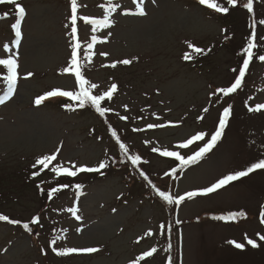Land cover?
<instances>
[{
  "label": "rangeland",
  "instance_id": "374dc122",
  "mask_svg": "<svg viewBox=\"0 0 264 264\" xmlns=\"http://www.w3.org/2000/svg\"><path fill=\"white\" fill-rule=\"evenodd\" d=\"M254 1L256 42L264 37V25L259 24L264 19V0ZM19 2L26 9V17L22 22L21 45L13 49L19 58L16 91L0 104V214L20 223L16 227L9 222L0 223V264H130L153 247L156 253L141 264H163L169 251L174 264H264V241L256 235H264V224L260 223V213L264 211V170L254 171L206 197L186 199L178 207L165 205L155 191L152 193L146 187L145 181L120 162L108 128L98 116L90 110L62 111L60 102L55 100L42 106L33 103L43 91L72 90L74 77L62 71L71 52L67 35L70 29L65 28L70 0ZM107 2L78 0V4L87 6L80 7L78 15L99 16V5ZM113 2L121 5L113 14L115 23L95 33L106 41L94 46L96 54L83 71L87 79L100 85L97 90H105L111 83L118 85L114 100L108 103L113 111L106 116L130 152L148 161L139 166L158 188L181 195L208 186L234 170H245L257 157L264 158V110H247L264 103V61L256 57L250 63L243 87L235 97L210 96L214 89L233 80L231 69L240 64L243 48L251 38L253 31L247 22L253 16L238 9V24L226 27L216 13L188 0H145L144 17L120 14L125 7L135 8L131 0ZM4 7L9 14L0 20V42L11 46L15 38L11 24L16 14L14 6ZM239 21L245 23L242 30L237 28ZM77 27L83 55L93 33L83 21L78 20ZM230 31L234 32L235 42L229 44ZM186 42L213 47L215 52L210 53L204 67H193L182 58L188 49ZM100 52L109 55L104 57ZM262 52L264 44L258 54ZM4 55L0 48V58ZM133 57L137 59L130 65L103 66ZM28 72L33 75L25 79ZM3 74L6 75V69L0 68V98L7 92ZM227 104L232 106L234 115L219 147L197 165L178 170L173 177L177 161L161 157L151 148L177 150L185 157L192 155L202 142L182 150L175 146L195 132L214 131L218 114ZM205 107L209 109L207 113L202 111ZM119 114L128 119L120 120ZM200 116L204 118L197 119ZM148 123L166 126L148 129ZM57 148V160L65 165L74 162L77 166H97L101 160H107L106 175H81L78 180L60 181L43 173L31 179L35 159ZM60 182L69 185L59 191L65 192V196L47 203L37 185L56 187ZM76 184L82 187L77 189ZM68 208L78 209L81 219L76 220ZM229 212L246 215L234 221L214 219ZM37 215L39 224H31V218ZM24 223H29L31 233L23 228ZM168 226H172L171 242ZM149 230L152 235L146 236ZM245 235L256 239L259 247L247 245ZM56 236L64 237L57 241L58 248L100 250L59 257L50 247ZM229 240L244 243L245 248L237 249Z\"/></svg>",
  "mask_w": 264,
  "mask_h": 264
},
{
  "label": "snow or ice",
  "instance_id": "6c2138e0",
  "mask_svg": "<svg viewBox=\"0 0 264 264\" xmlns=\"http://www.w3.org/2000/svg\"><path fill=\"white\" fill-rule=\"evenodd\" d=\"M155 3V0H152ZM131 3L135 5V8L125 7L120 13L124 16H136L144 17L146 16L145 10V0H131ZM198 3L202 6L212 9L217 13L229 12V8L218 3L217 0H198ZM228 5L233 7L236 6L237 0H226ZM0 4H7L14 6V11L16 14L15 22L11 24V29L14 31V41L11 46L9 44H4L0 42V48H2L4 58H0V67L6 69V75L3 79L7 82V92L4 97L0 98V104H4L8 99L11 98L12 94L16 91V85L18 80V54L13 51L14 48H19L22 40V22L26 17V9L19 2V0H0ZM80 7H87L86 5L78 4V0H70V16L68 17V23L65 24V28L70 29L67 33L69 37V47L71 48L70 59L67 61V66L63 68L64 74H70L74 77V83L72 90H63L61 88H53L50 91L45 92L42 95H39L35 98L34 103L39 106L45 100L55 97H64L67 98L69 103L65 105L69 110H75V108H84L85 106H91L94 108L95 112L99 114L100 117H105L106 113L113 111L109 107L102 106L105 101H111L113 99L114 93L117 91V84L111 83L106 90L103 91H94L100 88V85L93 83L85 77L84 67L87 64L92 62L93 56L96 54L94 52V46L98 43H104L105 40H100L95 34L98 30L111 28L115 20L113 19V14L117 13L121 9L119 3L113 2V0H108L107 4H100L99 7L102 9V14L99 16L95 15H78ZM242 7L247 9L249 13H252L254 10L253 0H246L242 3ZM8 14L5 13V16ZM78 20L83 21L84 25L90 26L91 33L90 41H87L85 47L82 51V42L78 38ZM260 25H264V19L259 21ZM255 28V22L252 25ZM110 35V33H109ZM256 34L253 31L251 38L247 41V46L243 48V53L241 57V63L238 64L236 68L231 69L234 73L233 80L230 81L229 85L218 87L213 90L210 96H217L221 94L223 97H230L233 94H236L239 89L243 87L246 74L249 70L250 63L254 58L253 49L256 48V43H254ZM189 49L193 53H202L203 50L199 47H196L191 42H186ZM101 56L107 57L109 54L107 52H100ZM184 60H191L192 54L185 52L182 57ZM259 60L264 61V54L259 55ZM136 57L132 59H123L119 61H114L109 65H103L105 67L115 68L117 64L130 65ZM84 61L82 64L81 61ZM33 73L28 72L25 75V79L31 77ZM74 102V103H73ZM127 108V106H125ZM249 112H260L264 110V103H257L255 107H248ZM204 113H207L209 109L207 107L202 110ZM233 109L231 105L224 106L222 111L218 114V124L214 131L210 134L205 131H198L190 135L188 138L184 139L178 143L175 147L177 149H187L197 142H202V146H199L198 149L192 154L185 157L177 150H168L157 147H152L151 151L153 153H158L161 157L174 158L175 161L179 162V170L183 171L184 169L190 167L191 165L198 164L207 153H209L221 140L222 135L228 126L230 116L232 115ZM155 115V114H154ZM204 117L200 116L197 119L202 120ZM120 120H127V116H119ZM166 125L164 123H148L147 128H164ZM111 136L115 139L116 144L118 145L120 153H122L121 163H128L135 168L137 165L143 163H148L147 160L142 161V157L139 154L130 153L129 146L122 142L121 137L117 132L112 128V125H108ZM133 131H142V129H133ZM147 143V142H146ZM60 149L57 148L55 152L51 154H46L39 156L35 159L33 168H38L37 171L31 173L33 178L38 177L44 169H48L51 173H54L56 177L66 176V177H76L79 173H91V172H100L101 170L109 166L107 160H101L96 167H89L86 165L77 166L74 162H69L67 165L61 164L58 160V154ZM55 162V163H53ZM51 165V167H50ZM256 170H264V158L257 157L255 162H251L249 166H246L245 170H234L228 174H224L221 177L215 179L214 182H211L208 186L187 191L183 195L172 194L169 191L161 190L149 179V176L144 171H139V175L143 178L144 181H147L148 185L156 192L157 196L166 202L167 205H180L182 202L187 200H192L197 197H206L210 194L216 193L218 190L223 189L231 182L237 181L243 177H247L250 173H253ZM177 169H172V175L176 174ZM165 175L169 173L165 172ZM40 188V185H37ZM69 185L67 183L61 184L60 188H67ZM75 187L80 189L82 185L76 184ZM58 187H52L50 191L46 193L48 199H51L54 194L60 191ZM40 191L43 192L44 189L40 188ZM67 211L71 212L76 220H80L81 217L77 215L78 209L68 208ZM244 212H229L227 215L215 216L214 219L221 221H234L238 216H245ZM261 220L260 223L264 224V211L260 213ZM0 221H6L12 224H19V220H10L7 215L0 214ZM40 216H33L31 218V224H39ZM180 223V221H177ZM164 225H161V228H164ZM23 228L29 233L32 232V228L29 226V223H24ZM77 231H80L78 229ZM146 236H151L152 232L149 230L145 233ZM260 241H264V235L259 233L256 234ZM64 237L56 236L50 241L51 251L55 253L56 256L64 257L70 254H91L99 251L97 247H56L58 240H63ZM245 240L247 245H250L252 248L256 249L259 247L256 239L248 238L245 235ZM139 242V241H137ZM230 245H234L237 249H244V243H238L234 240H229ZM156 248H151L150 250H145L141 253L140 256L130 261V264H141V261H144L145 258L152 257L156 253ZM168 264H174L172 257L168 258Z\"/></svg>",
  "mask_w": 264,
  "mask_h": 264
},
{
  "label": "trees",
  "instance_id": "16d2710c",
  "mask_svg": "<svg viewBox=\"0 0 264 264\" xmlns=\"http://www.w3.org/2000/svg\"><path fill=\"white\" fill-rule=\"evenodd\" d=\"M217 2L218 3H220V4H222L223 6H226V7H228L229 8V11H232V13L231 12H228L227 14H225V13H217V15L219 16V18L222 20V22L224 23V26H226V27H228V26H230V27H236V25L238 24V22H237V18H235L234 17V15H235V8L234 7H232V6H230V5H228L227 3H226V1L224 0V2L222 1V0H217ZM4 6H7V4H0V18L3 16V15H5V13H8V8H6V7H4ZM2 7H4V8H2ZM215 12V11H214ZM239 23H240V27H242L243 26V22H241V21H239ZM234 24H236V25H234ZM225 27V30H224V33L226 32V28ZM240 27H238L237 26V28L239 29V30H241V28ZM227 36H230L231 37V39H229V41H227V42H229V44L231 43V42H235V40L234 39H232L233 38V33L230 31V33L229 34H227ZM192 43V42H191ZM216 43L217 42H215V43H213L214 45H216ZM219 44H223L222 43V41H220L219 42ZM193 45H195L196 47H199V48H201L202 50H203V52L202 53H199V54H197V53H193L192 52V50H190L189 48L185 51V52H189V53H191L192 54V59L191 60H185L187 63H190L193 67L194 66H197V67H204L205 66V62H206V60L210 57L209 55H210V53L211 52H215V50L213 49V47H206V46H203V44H193ZM184 52V53H185ZM182 57H183V55H182ZM58 99V98H57ZM134 169H136V168H134ZM44 188V192L42 193V195L44 196V197H46V193H47V187H43ZM2 192V191H1Z\"/></svg>",
  "mask_w": 264,
  "mask_h": 264
}]
</instances>
